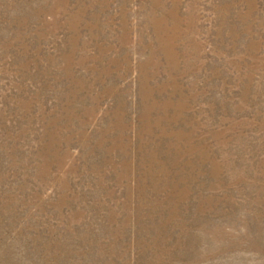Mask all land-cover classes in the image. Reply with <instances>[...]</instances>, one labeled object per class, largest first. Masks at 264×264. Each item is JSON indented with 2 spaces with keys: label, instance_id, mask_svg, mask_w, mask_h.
Here are the masks:
<instances>
[{
  "label": "rangeland",
  "instance_id": "374dc122",
  "mask_svg": "<svg viewBox=\"0 0 264 264\" xmlns=\"http://www.w3.org/2000/svg\"><path fill=\"white\" fill-rule=\"evenodd\" d=\"M0 264H264V0H0Z\"/></svg>",
  "mask_w": 264,
  "mask_h": 264
}]
</instances>
